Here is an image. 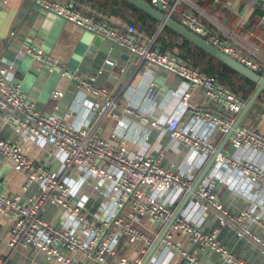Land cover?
<instances>
[{
	"label": "built area",
	"instance_id": "built-area-1",
	"mask_svg": "<svg viewBox=\"0 0 264 264\" xmlns=\"http://www.w3.org/2000/svg\"><path fill=\"white\" fill-rule=\"evenodd\" d=\"M43 11L52 12L72 24L91 32L102 40L118 43L120 47L144 63L149 72L164 69L186 84L181 104L187 107L191 90H199L203 99L213 110L191 108L192 119L204 124L214 132L227 134L245 102L235 93L217 83L214 76L192 67L175 55L162 53L153 44L141 43L132 24L118 29L106 20L84 16L75 9L56 0H35ZM150 4L174 19L178 16L182 26L202 37L249 69L263 75L264 61L259 62L212 32L203 20L188 10H179L170 0H149ZM25 51L61 77L74 80L78 89L92 95L88 109L102 115L112 112L115 103L112 91L96 84L91 76L79 77L67 69L58 59L45 55L41 50ZM108 64L114 65L111 60ZM11 66H0V110L5 111V120L12 122L19 133L27 134L40 145H49L60 159L58 170L51 171L26 156L20 144H13L0 137V157L9 160L15 172L25 175L24 188L31 183L38 185V193L25 203L19 193L0 192V217H11L7 248L33 247L44 259L54 264H82L76 258L81 255L96 264H141L142 256L152 246L157 232L155 225L164 227L170 220L177 198L167 199L168 189H178L184 196L195 179L194 171L202 164L191 162L180 170H170L162 165L163 151L129 153L126 146H111L92 133L86 125H74L51 113L37 110L27 99L19 83L11 77ZM60 92L53 93L57 98ZM101 101L102 103H100ZM122 111L166 135L187 149L199 153L206 162L214 153L215 146L208 133H197L181 125L180 115L163 121L152 116L150 109L127 104ZM260 117L264 118V110ZM122 126H125L122 125ZM145 132V131H143ZM147 132V131H146ZM230 144L234 150L249 149L264 152V134L255 127L240 125L233 129ZM214 162L226 170H234L252 184L264 190V166L256 161L240 159L218 153ZM77 170L94 179L91 190L103 188V196H109L113 211L108 217L89 216L80 203L72 200L73 188L63 176L67 171ZM216 175H205L191 198L199 202L204 210L212 211L220 225L237 227V234L264 248V241L256 235L251 225L264 229V207L253 215L255 209L228 213L218 200L215 189ZM77 181V180H76ZM160 194V195H159ZM59 208L61 224L46 220L42 213L47 207ZM179 233L195 245L192 254L181 251L173 241ZM161 244L185 258L186 264H197L195 253L209 249L217 253L222 264H247L232 254L217 240V230L204 232L198 225L182 215L176 217L161 240ZM122 245L126 253L118 254ZM131 252H135L134 255ZM68 253V254H66ZM0 264H17L0 253Z\"/></svg>",
	"mask_w": 264,
	"mask_h": 264
},
{
	"label": "crops",
	"instance_id": "crops-1",
	"mask_svg": "<svg viewBox=\"0 0 264 264\" xmlns=\"http://www.w3.org/2000/svg\"><path fill=\"white\" fill-rule=\"evenodd\" d=\"M56 1L84 16L106 20L121 30L129 24H139L127 7H114L113 0ZM170 1H176L179 10H188L199 16L212 32L244 54L256 61H264V6L255 7L254 0ZM174 19L179 20L178 16H174ZM160 29L159 24L151 35L137 30V37L141 43L153 44L158 51L183 60L179 55L178 38L173 37L172 48L161 51L163 45L157 39ZM97 40L98 38L91 32L52 12L43 11L35 0H0V66H11L10 74L13 81L20 84L27 99L37 110L54 114L69 124L86 125L93 134L111 146L124 144L131 154L161 149L162 165L170 170L184 169L191 162L202 164L201 168L194 171L196 179L209 159L204 162L199 153L170 140L166 135L121 109L129 103H137L142 108L153 110L152 116L163 121L173 115H180L181 125L190 127L197 133H208L215 150L222 147L221 153L225 155L249 159L264 166V152L234 150L230 144V137L224 142L226 134L210 132L204 124L192 119L191 108L213 110L212 105L203 99L199 90L190 91L187 107H183L180 99L187 86L182 79L164 69L149 72L144 63L138 62L136 57L123 50L118 43ZM27 48L34 51L39 49L45 55L58 59L79 77H94L96 84L112 91L115 103L113 111L102 115L97 111H90L88 101L92 100L93 96L78 89L74 80L50 71L46 65L27 53L25 51ZM108 60L115 64H108ZM57 91L61 95L53 98V93ZM5 113L0 110V137L13 144H20L26 156L35 163L51 171L58 170L61 161L52 152L51 147L40 145L27 134L17 132L14 124L5 120ZM124 124L125 126H122ZM243 124L255 127L264 134V118L260 117V114L255 118L245 116ZM211 174L216 175L214 192L228 213L236 215L241 211L255 209L253 213L255 215L264 207V190L238 172L226 170L213 162L206 175ZM63 176L72 185L73 202L82 204L83 210L89 216L104 219L113 211L111 198L103 196L101 192L103 188L91 190L95 185L93 178L77 170L67 171ZM24 183L25 175L15 172L11 162L0 157V192L19 193L26 203L31 196L38 193L39 188L36 183L24 188ZM166 193L167 199H172L173 196L177 198L175 208L184 197L182 192L174 187L168 189ZM180 215L198 225L204 232L217 230L218 242L247 264H264L262 246L238 236L237 227L220 225L216 215L210 210H204L196 199L190 198ZM42 216L55 224L63 223L59 208L49 206ZM10 223V216L0 217V253L5 259L17 264H54L46 261L33 247L7 248ZM154 227L158 235L164 228L159 225ZM251 228L264 241V229L254 224ZM173 241L186 253L192 254L196 249L190 239L179 233L174 234ZM148 251L142 256V261ZM126 252L127 249L122 245L117 247L118 254ZM131 254L134 255L135 252ZM195 256L197 264H222L221 257L209 249L198 250ZM76 258L82 264H96L81 255H76ZM108 264H114L111 257L108 258ZM146 264H186V260L176 251L160 243Z\"/></svg>",
	"mask_w": 264,
	"mask_h": 264
},
{
	"label": "water",
	"instance_id": "water-1",
	"mask_svg": "<svg viewBox=\"0 0 264 264\" xmlns=\"http://www.w3.org/2000/svg\"><path fill=\"white\" fill-rule=\"evenodd\" d=\"M126 2L130 3L131 5L135 6L136 8L140 9L144 13L148 14L155 20H157L160 23V27H167L170 30H172L174 33H176L178 36L182 37L183 39L189 41L196 47L200 48L201 50L205 51L210 56L214 57L224 65L228 66L230 69L235 71L236 73L240 74L241 76L245 77L249 81L253 82L255 84V89L252 92L251 96L245 103L243 109L240 111V113L237 115L236 119L233 122L232 129L225 135L224 142H226L233 129L237 128L242 124V121L244 117L247 115L248 111L250 110L252 104L257 99V97L261 94V92L264 91V74L261 75L242 63L238 62L228 54L221 51L216 46L212 45L202 37L194 34L184 26H182L179 22H177L175 19L165 15L162 11L159 9L153 7L150 3H148L145 0H125ZM254 6L257 8H261L264 6V0H254ZM100 41L101 38L97 37ZM97 44V42L95 43ZM221 148H217L214 153L211 155L207 163L203 166V168L200 170L199 174L197 175L195 181L193 182L192 186L190 187L189 191L184 195L180 203L177 205V207L174 209L173 214L170 218V220L165 224L164 228L162 229L161 233L158 235L152 246L149 248V251L147 255L144 257L141 264H146L147 261L150 259V257L154 254L157 247L160 245L161 240L167 230L170 228L176 217H178L181 212L183 211L184 207L187 205L188 201L190 200L192 194L194 193L196 187L198 186L201 179L207 174L208 170L212 166L215 156L218 153H221Z\"/></svg>",
	"mask_w": 264,
	"mask_h": 264
},
{
	"label": "trees",
	"instance_id": "trees-1",
	"mask_svg": "<svg viewBox=\"0 0 264 264\" xmlns=\"http://www.w3.org/2000/svg\"><path fill=\"white\" fill-rule=\"evenodd\" d=\"M150 3L149 0H145ZM114 7H127L132 16H134V20L139 22V24H132L136 31L142 32L144 34L151 35L153 31L157 29L159 26V22L144 13L140 9L126 2L125 0H113L112 2ZM173 37L180 40L179 49H180V57L189 63L192 67L197 68L200 71H203L209 75L215 77L217 83L221 86L235 93L238 97H240L245 103L251 96L252 92L255 89V84L240 74L236 73L228 66L224 65L214 57L207 54L205 51L196 47L189 41L183 39L178 36L172 30L167 27H161L159 30L157 39L163 45L161 51H165V49H169L173 47L172 39ZM264 110V91L257 97V99L252 104L250 110L248 111L246 117L255 118L257 114H260L261 111ZM244 125V124H243ZM175 208V205L173 206Z\"/></svg>",
	"mask_w": 264,
	"mask_h": 264
}]
</instances>
